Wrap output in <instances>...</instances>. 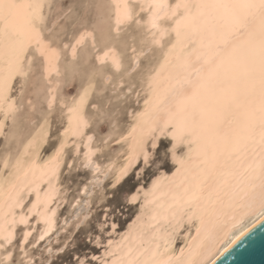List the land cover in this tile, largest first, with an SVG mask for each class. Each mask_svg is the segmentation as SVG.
Wrapping results in <instances>:
<instances>
[{"label":"snow or ice","instance_id":"6c2138e0","mask_svg":"<svg viewBox=\"0 0 264 264\" xmlns=\"http://www.w3.org/2000/svg\"><path fill=\"white\" fill-rule=\"evenodd\" d=\"M112 8L115 27L109 24ZM205 10L218 15H206ZM171 34L175 40L161 60L157 50ZM88 37L93 47L97 38L105 44L115 75L103 76V69L90 66L87 53L78 55ZM221 44L226 49L231 44L227 57L205 75L204 65L210 62L206 50ZM178 47L191 51L179 65L182 71L173 74L169 57ZM222 73V86H217ZM184 83L192 85L191 92ZM142 94L148 96L145 107L135 111L133 102L138 105ZM126 119L132 123L122 133ZM82 143L87 151L81 160ZM121 144H127V163L108 183L96 219L85 216L87 227L77 223L55 258L49 248L40 264H164L154 254L143 260L133 257L131 247L116 258L113 241H103L118 230L123 204L137 203L121 191L124 180L132 175L139 180L169 163L176 166L172 178L182 176L177 185L182 191L172 203L160 206L133 242L143 243L146 231L167 238L168 228L182 227L186 214L192 219L195 211L186 209L193 206L205 212L211 205L217 223L222 209L230 207L258 209L264 219V0H0V248L6 252L0 264H36L34 255L27 258V249L35 252L48 229L33 242V225L16 240L17 225L27 229L35 212L51 226L56 210L49 215L48 205L60 193L56 185L70 190L81 169L101 173L93 157ZM181 146L186 151L178 156ZM257 147L259 163L243 169L240 191L225 204L220 193L239 175L236 163L249 151L256 154ZM43 152L48 157L40 164ZM37 170L39 183L47 184L43 189L29 180ZM111 172L109 165L103 175ZM160 179L153 180V189ZM33 193L25 214V202ZM40 204L43 211H37ZM128 240L125 234L123 241ZM14 241L19 258L7 251ZM101 247L103 257L96 254Z\"/></svg>","mask_w":264,"mask_h":264},{"label":"bare ground","instance_id":"6f19581e","mask_svg":"<svg viewBox=\"0 0 264 264\" xmlns=\"http://www.w3.org/2000/svg\"><path fill=\"white\" fill-rule=\"evenodd\" d=\"M131 2V0H130ZM169 3H175L176 0H167ZM193 2H197V0H193ZM205 3H213L216 0H203ZM231 2V0H229ZM114 0H107V4H113ZM206 15H218V13H210V10H205ZM112 19L109 21L112 27H115L114 17H115V9H111ZM142 19L146 20L147 16H143ZM212 23H217V21L213 20ZM220 24H225V20H220ZM164 26L170 27V24L164 23ZM146 27V26H145ZM144 30V29H143ZM142 30V31H143ZM145 35L147 33L145 32ZM91 38V37H88ZM242 39V37L238 38ZM175 40V35L171 34L166 37L163 41L164 48L157 50V54L159 58L163 59V53L167 52L168 45ZM87 43V42H86ZM100 43V42H99ZM99 46V45H98ZM97 46V47H98ZM101 46V45H100ZM99 46V47H100ZM231 48V44L226 49L223 44L219 45L218 48L213 47L211 49L206 50L209 58V63L204 65V74L207 75L210 71H212L215 66L220 62L222 57H227L228 51ZM92 50V49H91ZM107 51V47H102L99 51L95 53V60L98 63L101 61L107 60L112 66V54L109 53L107 57H105V52ZM191 51L190 48L184 49L183 51L178 47L175 51H173L169 57V71L173 74L180 73L182 70L179 65L187 55ZM117 52L118 49H117ZM97 57H100V61L97 60ZM93 59V58H92ZM194 59V57H191ZM95 63V61H94ZM108 66V65H106ZM113 67V66H112ZM114 73V72H113ZM168 73L166 72L165 75ZM107 76V75H106ZM193 80L196 79L195 75L192 77ZM223 73L217 81V86H222ZM175 84L176 81L173 80ZM179 87V85H177ZM183 87L188 91H192V85L188 83H184ZM146 91V89H145ZM148 99V96L142 95L140 104L136 108L135 111H141L144 109V100ZM136 106V105H134ZM130 120V119H129ZM132 121L130 120L126 128L121 131L122 133H127L130 130V125ZM119 138V137H117ZM83 144V143H82ZM91 147L95 148L93 145ZM121 147V146H120ZM180 152L177 153L178 156L183 155L186 151L183 146H181ZM195 147V145H193ZM127 144H122V148L120 150L119 156L107 157V161L105 160L101 166V175H103L104 168L112 165L113 176L119 173L120 169L127 163L125 156ZM87 151V148L83 146V152ZM258 147L256 154H253L251 151L248 152L247 155L242 156L241 160L236 163L234 171H236L239 175L230 178L228 186H226L222 192L220 193V198L225 202V204L229 203L232 199L233 193H238L242 187L238 181L243 178V169L247 168L248 165H255L259 163V154ZM82 152V159H83ZM48 155L45 158H41L38 163L42 164L44 159H47ZM170 171L166 172L164 170H160L158 174H156L153 178L149 180L146 186H140L139 191L135 189L129 195L134 196L135 199L140 197V203L137 213L135 212V216H132V220L126 224V227L123 231H120L114 238H111L113 241V249L115 252L116 258H119L122 255H126L129 247L133 249L132 255L133 257H138L143 260L146 256L153 257L157 261H162L164 264H212L221 254H223L240 236H242L247 230H249L253 225H255L260 219L258 209L247 210L239 207H230L222 209L224 215L220 218L221 222L217 223V218L213 214L212 206L209 205L208 210L205 212H201L199 208L193 206V208L186 209V213L195 211V215L192 216V219L189 220L187 214L183 218V232L180 233V227L176 231H172L171 227L168 228V231L171 233L167 238H165L162 233L159 238L153 236L151 232H145V236L143 238V243L139 240L133 242L132 237L138 235L141 226L150 222V217L157 211H159L161 205H167L172 203V198L177 192L182 191V189L177 188L182 181V176H177L176 178H172V172L176 170V166L172 165ZM231 167V164H230ZM94 173V172H93ZM97 174V173H96ZM91 176V175H90ZM41 173L37 170L35 176H29L30 181H35L36 185H39L42 189L47 187V184H40ZM93 177V175H92ZM158 177H161L159 186L156 189L152 188L153 180H156ZM162 177H167V179H163ZM55 183V181H53ZM58 187V185H56ZM59 188V187H58ZM82 189V188H81ZM61 190V188H60ZM61 193V192H60ZM77 194V193H76ZM77 197V196H76ZM56 198V197H55ZM35 199V194L33 193L27 202L25 207V214H27V206L31 204V200ZM61 201V200H60ZM56 202V201H55ZM74 202V201H73ZM76 202V201H75ZM239 203V201H236ZM57 204V203H56ZM49 204L48 210L49 215L51 214V210L55 209L56 206ZM73 205V204H72ZM143 205V208L141 207ZM219 210V205L216 206ZM44 205H38L37 211H43ZM17 213L19 214V209H17ZM243 213V215H241ZM33 222H39V229L37 232V237L41 234V231L44 229H48L47 234H49L54 228L55 224V216L52 217V224L49 226L40 220V217L33 214ZM139 215V219H137ZM31 217V216H30ZM201 217L203 218V225L201 223ZM57 218V217H56ZM31 223V222H30ZM129 225H131V229L129 230ZM31 227L28 226L27 229L25 227L22 228L23 233L24 230H31ZM197 228H201L200 233H197ZM126 230L127 233H126ZM180 233L181 242L179 245H175L173 240L175 236ZM46 234V235H47ZM127 234L129 236L128 241H123V236ZM2 239H0V243H2ZM123 243L122 248H117L116 245ZM174 244V245H173ZM158 245V247H157ZM60 246V245H59ZM105 251V248L102 250V256ZM2 255V253L0 252ZM6 252L4 253V255ZM2 258V257H1ZM108 259H112L109 257Z\"/></svg>","mask_w":264,"mask_h":264},{"label":"rangeland","instance_id":"374dc122","mask_svg":"<svg viewBox=\"0 0 264 264\" xmlns=\"http://www.w3.org/2000/svg\"><path fill=\"white\" fill-rule=\"evenodd\" d=\"M103 2L107 4V0H103ZM121 27L123 29L127 26L122 25ZM98 45L99 46L101 45V46L99 47ZM104 46L105 44L102 43L99 40V38H97L96 46L93 47L92 38H86L83 45L78 47V55H83L84 53H87L88 56L90 57V66H95L97 69H103L104 70L103 76L115 75V69L110 65V63L107 60L102 61L98 64L95 60V53ZM117 49L118 51H120L119 48ZM140 101H139V104H140ZM57 105H58V101H57ZM134 105H136L135 101L133 102V108L134 110H136L138 105L136 106ZM129 121H130L129 119H126V121L122 124L121 131H123L126 128ZM93 146L95 147V144H93ZM13 147H15V145H13ZM121 148H122V144L121 145H111L110 148L105 150V153L103 155L97 154L96 156H94L93 161L95 163L100 162V164H103L105 160L107 161L108 159L107 157H109L110 159V156L114 157L115 154H116L115 156H119L120 154L119 149ZM180 149H182V147ZM82 152H83V144H81V156H82ZM178 152H180V150ZM46 155H48V153L43 152L41 158L42 159L45 158ZM81 160H82V157H81ZM171 166L172 164L169 163L166 168L161 169V170L168 172L170 171V168H172ZM85 173L87 174L85 175ZM153 173L158 174L159 172H156L155 169H152L148 173L142 174L139 180H137L135 175L129 176L127 179L124 180L121 191L129 195L132 191L139 188L140 186L142 185L143 187L146 186L149 180L156 175V174L153 175ZM76 179L78 182L73 184L70 190L67 187L58 185L59 189L61 188L60 190L61 193H59V195H57L56 198L54 199L53 203H51L52 205L56 206L54 228H52L51 232L45 236V239L43 241L40 242L35 252H33L31 248L27 249L29 253V256L27 258L31 259L32 256L34 255L36 257V264H40L42 260L47 258L49 248L52 250L53 257L55 258V256L57 255V247L59 245H60L59 247H63V242L67 238V236L72 233H75L77 223H81L82 227L86 228L87 225L83 222V218L85 216H90V218L93 221L96 219L97 211L99 210L101 204L103 203L105 189L108 183L114 180V176H113V171L108 175V177H105L104 175H101V173H97V174L93 173L90 169L88 170L81 169V175L78 176ZM80 180H83L84 184H80L79 183ZM89 181H91L92 183L89 184L88 183ZM93 185H95V187H93ZM85 186H86V191H85ZM136 200H137V203H134V204H127V203L123 204V211L117 213L116 222L119 225L118 230L116 232H113L111 236H108L105 238V240L103 241L105 245L107 243V239L114 238L120 231H123L124 228L126 227V224H128L129 221L133 219L132 216L133 217L135 216V212L137 213L138 208H139L140 197H138ZM27 202H29V200L25 202L26 205H27ZM78 217H79V220H78ZM31 225L32 226L35 225L37 229L36 231H38L40 224L33 222V215L29 217V226L31 227ZM23 227H24L23 225H17L16 233H15L16 240L22 238L21 232H22ZM183 228L184 226L180 228V231H179L180 233L183 232ZM180 233L177 236H175L173 239L175 240L173 241V243L175 242L174 244L176 246L179 245L181 242ZM36 234L37 232H35L33 237H30L29 239L34 242L35 237H37ZM81 235H83V233H81ZM103 248L104 247H101L96 252L98 256L102 255L101 252ZM7 251L13 252L14 256L17 258H19L22 255L19 252L18 247L16 246V241H14L12 245L7 246ZM0 252L2 253V255L0 254V260H2L5 250L3 248H0Z\"/></svg>","mask_w":264,"mask_h":264},{"label":"water","instance_id":"95a60500","mask_svg":"<svg viewBox=\"0 0 264 264\" xmlns=\"http://www.w3.org/2000/svg\"><path fill=\"white\" fill-rule=\"evenodd\" d=\"M212 264H264V219L240 236Z\"/></svg>","mask_w":264,"mask_h":264}]
</instances>
